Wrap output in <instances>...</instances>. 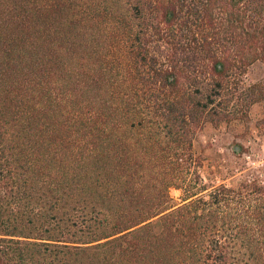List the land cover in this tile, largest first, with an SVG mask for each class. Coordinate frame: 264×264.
Instances as JSON below:
<instances>
[{
    "label": "trees",
    "instance_id": "1",
    "mask_svg": "<svg viewBox=\"0 0 264 264\" xmlns=\"http://www.w3.org/2000/svg\"><path fill=\"white\" fill-rule=\"evenodd\" d=\"M254 61L264 0H0V264H264V179L193 148Z\"/></svg>",
    "mask_w": 264,
    "mask_h": 264
},
{
    "label": "rangeland",
    "instance_id": "2",
    "mask_svg": "<svg viewBox=\"0 0 264 264\" xmlns=\"http://www.w3.org/2000/svg\"><path fill=\"white\" fill-rule=\"evenodd\" d=\"M243 78L244 83L264 79L263 63L252 62ZM193 148L206 184H235L250 174L264 179V99L251 103L247 114L239 118L216 125L205 122L194 135ZM169 192L179 200L180 189L170 187Z\"/></svg>",
    "mask_w": 264,
    "mask_h": 264
}]
</instances>
